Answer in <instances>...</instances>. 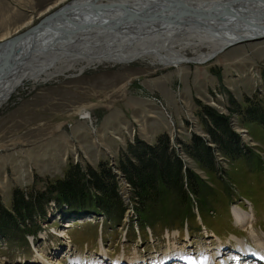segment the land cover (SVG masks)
I'll return each mask as SVG.
<instances>
[{
  "label": "rangeland",
  "instance_id": "1",
  "mask_svg": "<svg viewBox=\"0 0 264 264\" xmlns=\"http://www.w3.org/2000/svg\"><path fill=\"white\" fill-rule=\"evenodd\" d=\"M68 1L0 0V41ZM206 107L228 117L232 134L216 132L220 143L206 131ZM263 113L264 37L204 63L135 61L26 82L0 109V207L12 210L18 192L33 202L0 220V264H229L248 250L246 264H264ZM193 134L212 147V162L191 153ZM164 135L166 159L178 156L182 171L170 165L155 188L135 187L119 169L139 163L130 145L159 146ZM76 164L85 179L59 201L57 181ZM102 166L114 175L102 179L104 196H79H100L84 180ZM252 208L253 228L239 226L235 209Z\"/></svg>",
  "mask_w": 264,
  "mask_h": 264
},
{
  "label": "bare ground",
  "instance_id": "2",
  "mask_svg": "<svg viewBox=\"0 0 264 264\" xmlns=\"http://www.w3.org/2000/svg\"><path fill=\"white\" fill-rule=\"evenodd\" d=\"M59 9L49 25L12 47L1 46L10 62L0 71V109L26 82L135 61L162 67L204 63L235 39L264 37L258 28L264 26V0H70ZM209 9L226 19H213ZM234 213L239 226L253 228V208Z\"/></svg>",
  "mask_w": 264,
  "mask_h": 264
},
{
  "label": "trees",
  "instance_id": "3",
  "mask_svg": "<svg viewBox=\"0 0 264 264\" xmlns=\"http://www.w3.org/2000/svg\"><path fill=\"white\" fill-rule=\"evenodd\" d=\"M205 110H206V114L209 116V122H210L209 125L206 123V121H204L206 131L210 135L211 142L220 143L221 142V140H219L220 137L219 135L216 134V132H220L219 130H221V132L224 133L225 135L232 134L231 133L232 131L230 130L228 123L229 122L228 117L223 114L216 113L207 107L205 108ZM261 116L262 118L261 117L260 118L261 120H263L264 113ZM192 138L194 144L193 146L190 147L192 151L190 152L194 156H196V158L201 162L204 161L207 163L212 162L213 160L212 147L208 145L199 135L193 134ZM159 141H161V145L156 146L146 143L143 140L137 139L135 147L130 145L129 150L131 151V153L139 163L134 164L132 161L127 159V162L125 164L121 163V165L119 166V169L121 170L123 176H125L128 182L134 185L135 187H139L143 189L145 187L155 188L156 186L155 183H157L158 181L162 182L161 175L166 173L170 165H171L170 167L174 168V170L176 171L175 173H180L182 171V167L184 163L181 161V159L178 156L173 154L172 161L170 162L168 161V159H166L165 154L167 152V147H168L167 144L168 138L164 135L161 137V139H159ZM200 152H202L203 157L200 154ZM143 153L147 154L146 158L143 157L144 156ZM153 160L159 161L160 162L159 164H161L160 167L157 168ZM142 167L143 168L148 167V172H146L145 174V179L147 180L144 181L142 180L143 178H140L141 177L140 168ZM186 171L190 176H192V172L190 171V169H187ZM72 172L73 173H70L66 177V179L57 181L56 190H58L57 198L59 199V201L65 200L66 202H69L64 195V193L66 192L65 190L69 191L67 193L70 194V196L75 195L78 190L76 189V185H82L81 181L85 179V173L81 171V168L78 164L74 166V170ZM87 172H88L87 175H89L90 180L89 178H87L84 181H86L87 183H89L90 181L91 184L95 185L96 189L100 192L99 194L100 196H96L94 194L89 195L90 192L84 191L82 190V188H79V190L82 192L80 193V191H78L80 193V195L79 193L78 195L81 197L89 196L90 198L96 199V201L97 199L100 200L102 196H104L103 194L107 192V188L103 185L102 179L105 178L107 175H110L111 178H114V175L111 174L109 168H106L104 166L101 167V171L99 172L93 169H89ZM32 202H33L32 199H25L23 194L19 192L16 193L15 198L13 200L12 210H8L4 207H0V220L4 221V219L7 218L12 222V214H14L17 217L18 215L21 214V209L25 210L26 208V210H29L30 209L29 205H31ZM101 209L103 208L101 207Z\"/></svg>",
  "mask_w": 264,
  "mask_h": 264
},
{
  "label": "water",
  "instance_id": "4",
  "mask_svg": "<svg viewBox=\"0 0 264 264\" xmlns=\"http://www.w3.org/2000/svg\"><path fill=\"white\" fill-rule=\"evenodd\" d=\"M61 11H62V9L55 10L51 14H48V15L42 17L37 23L33 24L32 26H30L25 31H23V32H21V33L15 35V36L9 38L7 41H4V43L0 44V71L4 70L6 68V64L10 62L9 55L6 56V57L2 56L1 46H3V45L4 46H8L9 45L10 47H12L18 40H21V39L27 37L28 35H30L32 32H34V31H36L38 29L44 28L45 26L49 25L50 22L53 20V18L55 16L59 15L61 13ZM198 12H200V11L191 10V13H194V14H197ZM206 13L208 15L212 16L213 19H221V20L226 19L225 18L226 16L222 17L220 15V13H215V12L211 11L210 9ZM250 26H251V24H250ZM258 28L259 29H264V26H260ZM243 39L244 38L235 39V40L229 42L228 44H226V46L224 48H226L228 46H231V45H235L237 43H240V42H242ZM245 39L252 40L253 38L252 39L251 38H249V39L245 38ZM247 40H245V41H247Z\"/></svg>",
  "mask_w": 264,
  "mask_h": 264
}]
</instances>
